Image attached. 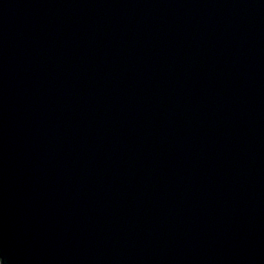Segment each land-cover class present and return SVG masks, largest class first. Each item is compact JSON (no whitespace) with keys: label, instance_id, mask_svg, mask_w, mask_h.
Listing matches in <instances>:
<instances>
[{"label":"water","instance_id":"95a60500","mask_svg":"<svg viewBox=\"0 0 264 264\" xmlns=\"http://www.w3.org/2000/svg\"><path fill=\"white\" fill-rule=\"evenodd\" d=\"M0 264H264V0H0Z\"/></svg>","mask_w":264,"mask_h":264}]
</instances>
